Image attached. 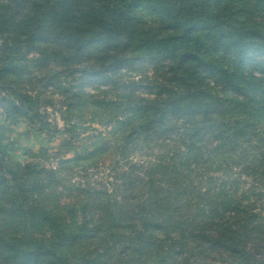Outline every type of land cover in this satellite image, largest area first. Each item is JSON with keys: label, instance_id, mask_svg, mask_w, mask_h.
Masks as SVG:
<instances>
[{"label": "trees", "instance_id": "1", "mask_svg": "<svg viewBox=\"0 0 264 264\" xmlns=\"http://www.w3.org/2000/svg\"><path fill=\"white\" fill-rule=\"evenodd\" d=\"M2 120L0 264H264V0H0Z\"/></svg>", "mask_w": 264, "mask_h": 264}, {"label": "rangeland", "instance_id": "2", "mask_svg": "<svg viewBox=\"0 0 264 264\" xmlns=\"http://www.w3.org/2000/svg\"><path fill=\"white\" fill-rule=\"evenodd\" d=\"M50 120L57 123L59 127L63 126V121L57 112L50 115ZM44 137L46 138V134L32 133L27 124L21 120L11 122L2 120L0 122V153H6L19 161L40 160L47 165H55L53 153L58 150L59 141H47ZM112 156L109 154L101 169L92 176V180L111 182L114 180V176L107 171L112 166ZM110 186L112 187L111 183Z\"/></svg>", "mask_w": 264, "mask_h": 264}]
</instances>
